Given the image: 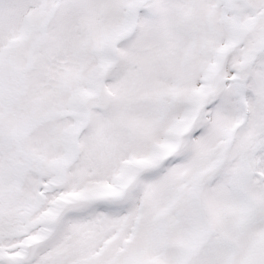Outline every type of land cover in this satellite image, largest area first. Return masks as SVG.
<instances>
[{"label":"snow or ice","instance_id":"obj_1","mask_svg":"<svg viewBox=\"0 0 264 264\" xmlns=\"http://www.w3.org/2000/svg\"><path fill=\"white\" fill-rule=\"evenodd\" d=\"M0 264H264V0H0Z\"/></svg>","mask_w":264,"mask_h":264}]
</instances>
